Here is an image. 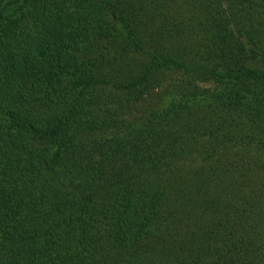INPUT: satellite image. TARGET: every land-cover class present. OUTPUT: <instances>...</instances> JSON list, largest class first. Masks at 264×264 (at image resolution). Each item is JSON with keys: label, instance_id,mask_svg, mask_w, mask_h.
Instances as JSON below:
<instances>
[{"label": "trees", "instance_id": "obj_1", "mask_svg": "<svg viewBox=\"0 0 264 264\" xmlns=\"http://www.w3.org/2000/svg\"><path fill=\"white\" fill-rule=\"evenodd\" d=\"M0 264H264V0H0Z\"/></svg>", "mask_w": 264, "mask_h": 264}]
</instances>
